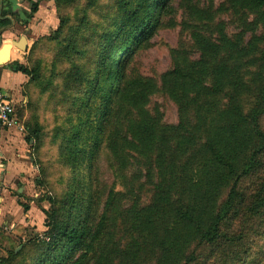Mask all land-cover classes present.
<instances>
[{"label":"trees","instance_id":"obj_1","mask_svg":"<svg viewBox=\"0 0 264 264\" xmlns=\"http://www.w3.org/2000/svg\"><path fill=\"white\" fill-rule=\"evenodd\" d=\"M53 1L58 27L36 43L52 75L12 67L30 76L33 150L52 142L65 188L49 197V240L0 264H264V0H181L189 39L158 79L130 66L174 0ZM156 94L175 102L176 123Z\"/></svg>","mask_w":264,"mask_h":264},{"label":"rangeland","instance_id":"obj_2","mask_svg":"<svg viewBox=\"0 0 264 264\" xmlns=\"http://www.w3.org/2000/svg\"><path fill=\"white\" fill-rule=\"evenodd\" d=\"M224 0H215L216 3H220ZM181 0H174L173 2V13L166 18V26L162 29H159L150 40V46L135 54L133 58V63H131L130 71L132 75L140 76L142 78H156L158 79L160 74L165 72L168 68L171 67L172 62V50L177 46L181 38H188L189 33L185 28V23L187 22L189 16L188 7L186 3L180 4ZM55 3V2H54ZM56 7V6H55ZM57 13V12H56ZM228 19L227 16L224 17ZM58 19V16H57ZM59 23V20H58ZM58 23L53 27H50L48 31L42 32L40 30L34 31L29 30L24 35H28V47L26 51H16V61L26 67L27 69L31 67H39L40 64L45 66L42 69L44 77L51 76L52 63L50 64L51 51L48 48L40 47V44L36 45L39 42L40 38L46 35H53L54 30L58 27ZM237 30L233 25L230 27V31ZM261 28L258 29L260 31ZM249 36V33L247 34ZM21 51V50H20ZM197 55L192 56L195 58ZM26 80L23 84L24 94L27 97L28 94L33 91L32 86H29L30 76L23 72ZM153 101L158 102L161 105V113L163 114V122L174 124L178 120L177 105L173 100L168 97H164L161 94H156L153 96ZM26 102V103H27ZM21 110V108H20ZM43 110V109H42ZM60 110V108L58 109ZM43 118L42 120L46 123L49 122V126H53L52 118L53 113L46 111L45 113L40 114ZM24 120L30 118V113L24 111ZM25 137L29 141L30 134L28 131L25 132ZM31 153L34 158L35 166V176L31 178L33 181L30 185V194H32V199L35 201L36 210L33 214V218L36 221L35 224L29 225L26 228V233L24 237L17 238L15 241H12L11 235H4L1 239L3 247L6 251L3 253V256L7 257L10 251L16 250L19 251L24 243H29L31 241H47L49 240V227L47 211L51 209L52 202L49 197H53L54 194L62 192L65 188L63 182L64 170L57 161V149L56 147L46 139V142L42 145L43 147L39 150V155L33 150L34 139H31ZM37 160H36V159ZM105 167V166H104ZM114 169H108L105 174L108 177L113 176ZM40 181V183H38ZM42 181V183H41ZM116 181V180H115ZM119 185V183H118ZM120 188V187H119ZM30 214V213H29ZM264 238H261L260 242L263 243Z\"/></svg>","mask_w":264,"mask_h":264},{"label":"crops","instance_id":"obj_3","mask_svg":"<svg viewBox=\"0 0 264 264\" xmlns=\"http://www.w3.org/2000/svg\"><path fill=\"white\" fill-rule=\"evenodd\" d=\"M37 1V11L33 17L27 18L32 4ZM9 6L15 15H8L13 19L11 26L0 28V47L19 39L29 30L47 32L58 23L53 0H0L1 12ZM26 19L28 22L24 23ZM16 51L22 52L13 48L10 62L0 65V89L18 103L20 123L11 127L0 125V256L6 251L1 242L4 235H11L10 239L15 241L24 237L26 228L36 222L33 218L36 205L29 185L36 174L31 153L32 140L27 141L24 118L18 115L20 108L27 112V97L23 92L26 77L22 71L12 67L16 61ZM26 205L29 206L28 210H25Z\"/></svg>","mask_w":264,"mask_h":264},{"label":"built area","instance_id":"obj_4","mask_svg":"<svg viewBox=\"0 0 264 264\" xmlns=\"http://www.w3.org/2000/svg\"><path fill=\"white\" fill-rule=\"evenodd\" d=\"M18 103L0 89V125L11 127L20 125L17 116ZM22 127V126H21Z\"/></svg>","mask_w":264,"mask_h":264},{"label":"water","instance_id":"obj_5","mask_svg":"<svg viewBox=\"0 0 264 264\" xmlns=\"http://www.w3.org/2000/svg\"><path fill=\"white\" fill-rule=\"evenodd\" d=\"M28 47V38L26 35H21L19 39H14L11 42L5 43L0 47V65L9 63L11 60V51L17 48L21 51H26Z\"/></svg>","mask_w":264,"mask_h":264}]
</instances>
